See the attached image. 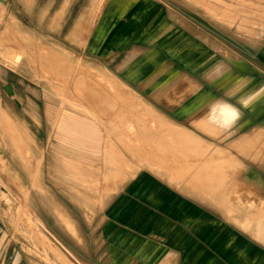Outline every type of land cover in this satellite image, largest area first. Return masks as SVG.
<instances>
[{"label":"rangeland","instance_id":"374dc122","mask_svg":"<svg viewBox=\"0 0 264 264\" xmlns=\"http://www.w3.org/2000/svg\"><path fill=\"white\" fill-rule=\"evenodd\" d=\"M4 3L0 264H264V0Z\"/></svg>","mask_w":264,"mask_h":264},{"label":"clouds","instance_id":"9594fccd","mask_svg":"<svg viewBox=\"0 0 264 264\" xmlns=\"http://www.w3.org/2000/svg\"><path fill=\"white\" fill-rule=\"evenodd\" d=\"M239 111L231 105L213 106L208 114V121L223 128H230L239 118Z\"/></svg>","mask_w":264,"mask_h":264},{"label":"water","instance_id":"95a60500","mask_svg":"<svg viewBox=\"0 0 264 264\" xmlns=\"http://www.w3.org/2000/svg\"><path fill=\"white\" fill-rule=\"evenodd\" d=\"M0 237H1L0 238V260H1V257L4 254V251L6 250V248L2 249V246H1V244L4 242V240L6 238V232H4L2 229H0ZM21 261H22V255L20 252H18L15 249V253H14L13 260H12L11 264H20Z\"/></svg>","mask_w":264,"mask_h":264},{"label":"crops","instance_id":"0c3cea01","mask_svg":"<svg viewBox=\"0 0 264 264\" xmlns=\"http://www.w3.org/2000/svg\"><path fill=\"white\" fill-rule=\"evenodd\" d=\"M3 1L5 2L4 3L5 6H7V7H9V6L11 7L12 6L13 7V0H10V1L9 0H3ZM1 225L5 226L4 223H3L2 217H0V228L2 227Z\"/></svg>","mask_w":264,"mask_h":264},{"label":"built area","instance_id":"2783aa9c","mask_svg":"<svg viewBox=\"0 0 264 264\" xmlns=\"http://www.w3.org/2000/svg\"><path fill=\"white\" fill-rule=\"evenodd\" d=\"M4 192H5V187H4V185L2 184V182L0 180V203L2 201V195H3Z\"/></svg>","mask_w":264,"mask_h":264},{"label":"bare ground","instance_id":"6f19581e","mask_svg":"<svg viewBox=\"0 0 264 264\" xmlns=\"http://www.w3.org/2000/svg\"><path fill=\"white\" fill-rule=\"evenodd\" d=\"M19 57V56H18Z\"/></svg>","mask_w":264,"mask_h":264}]
</instances>
